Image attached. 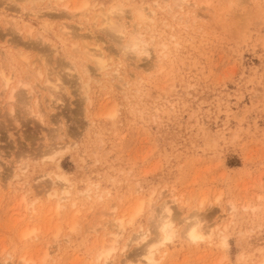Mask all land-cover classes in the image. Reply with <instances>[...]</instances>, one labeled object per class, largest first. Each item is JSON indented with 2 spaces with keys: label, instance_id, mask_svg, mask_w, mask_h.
<instances>
[{
  "label": "rangeland",
  "instance_id": "rangeland-1",
  "mask_svg": "<svg viewBox=\"0 0 264 264\" xmlns=\"http://www.w3.org/2000/svg\"><path fill=\"white\" fill-rule=\"evenodd\" d=\"M83 1L0 0L11 77L0 81V264H95L123 218L110 259L121 264L167 208L176 234L158 264L264 260V0H88L74 12ZM134 35L147 52L122 48ZM189 222L212 236L189 243Z\"/></svg>",
  "mask_w": 264,
  "mask_h": 264
},
{
  "label": "bare ground",
  "instance_id": "bare-ground-1",
  "mask_svg": "<svg viewBox=\"0 0 264 264\" xmlns=\"http://www.w3.org/2000/svg\"><path fill=\"white\" fill-rule=\"evenodd\" d=\"M6 1H8V0H6ZM25 1H31V2H34L35 0H25ZM174 1H176L177 2V4H176V6L178 7V8H180V7H182V4L186 1V0H174ZM4 2H5V0H4ZM9 5V4H8ZM88 5H89V1L88 0H84L83 2H82V4H81V6H79L78 8H74L73 9V11L75 12V11H79V10H81V9H87V7H88ZM64 8H66V6L64 7ZM70 11H72V10H70ZM33 12V11H32ZM36 12V11H35ZM38 13V12H37ZM30 14H31V12H30ZM32 14H34V12L32 13ZM29 15V14H28ZM102 15H104V14H101V17H102ZM136 17L135 18H137L138 17V19L140 20V21H142V20H144L143 18V13L139 10L137 13H136ZM34 16H36V14H34ZM40 16V15H39ZM49 16H51V15H49ZM36 17H38V16H36ZM100 17V18H101ZM107 17V18H106ZM197 17V16H196ZM102 18H105V21H104V19H103V21L105 22V23H103V22H101V23H103L104 24V26H108L109 28H116L117 29V27L116 26H114L115 25V23H113L114 21H112V20H109L110 18H108V16H106L105 15V17H102ZM192 18H193V16H192ZM191 18V19H192ZM194 19H195V17H194ZM1 20V19H0ZM3 20V19H2ZM100 20H102V19H100ZM4 21V20H3ZM6 22H7V20H6ZM5 22V23H6ZM8 23V22H7ZM10 23V22H9ZM8 23V24H9ZM12 23V22H11ZM117 23V22H116ZM13 24V23H12ZM10 25V24H9ZM137 25H139V24H137ZM106 26V27H107ZM14 27V26H13ZM25 27V26H24ZM27 28L29 27V26H26ZM31 27V26H30ZM30 27H29V29L28 30H31L30 29ZM15 28L16 27H14V31H15ZM23 28V27H22ZM27 28H26V30H27ZM109 28H107V29H109ZM136 28H137V26H136ZM121 29V28H120ZM118 30L117 32L118 33H121V30ZM26 31L25 33L27 34V36H29V33H30V31ZM104 31H105V29H104ZM108 31V30H107ZM29 32V33H28ZM106 32V31H105ZM17 33V32H16ZM17 34H19V31H18V33ZM110 35V34H109ZM112 36V35H111ZM137 36L138 35H134V36H130L128 39H126V41L122 44V48L123 49H130V51H132V52H134V53H136V54H139V53H144V52H147V50H145V49H143V48H139L140 46H141V41L137 38ZM35 37V36H34ZM112 38H114V36H112ZM111 38V39H112ZM15 39V38H14ZM115 39V38H114ZM12 40V39H11ZM35 40V39H34ZM38 40H39V42L37 41V40H35L36 41V43H40L41 41V39H39L38 38ZM7 40H5V43L7 44H10L8 41L6 42ZM10 41V40H9ZM116 41H117V39H116ZM14 42V41H13ZM23 43V42H22ZM24 43H26V42H24ZM36 43H35V45H33V46H36ZM117 43L119 44V41H117ZM5 44V45H6ZM28 44V43H27ZM19 45V44H18ZM12 46H13V44H12ZM11 46V47H12ZM17 46V45H16ZM20 46H22V45H20ZM29 46V45H28ZM10 47V48H11ZM24 47V46H23ZM22 47V48H23ZM25 47H27L26 45H25ZM31 47V46H30ZM31 48H33V47H31ZM12 49V48H11ZM25 49V48H24ZM17 50V49H16ZM2 51V50H1ZM12 51V50H11ZM18 51V50H17ZM3 52V51H2ZM19 52V51H18ZM20 52H21V50H20ZM10 54V53H9ZM23 55V54H22ZM1 57V56H0ZM6 57V56H5ZM2 59L4 58V56L3 57H1ZM0 58V59H1ZM7 58H8V56H7ZM25 59V58H24ZM27 60V59H26ZM4 61V60H3ZM36 61V60H35ZM33 62V61H32ZM31 62V63H32ZM95 64L98 66V68H100V69H104V64H105V61L104 60H102L101 58H99V56L96 58V60H95ZM21 64V63H20ZM26 64V63H25ZM28 64V63H27ZM39 65V64H38ZM27 67H29V66H27ZM26 67V68H27ZM37 69V68H36ZM31 70H32V68H31ZM38 71V70H37ZM17 72V71H16ZM11 73V72H10ZM29 74H31V73H29ZM28 74V75H29ZM9 76V75H8ZM8 76L6 77V76H4V73L2 72V71H0V81L2 80V82H3V85L2 86H5L4 88H6V86H8V84H9V82H10V80H11V77L10 78H8ZM20 80V79H19ZM1 82V83H2ZM27 82H29V81H27ZM17 83H20V81L18 82V80H17ZM22 83H25V82H23L22 80H21V84ZM21 84H19V85H21ZM25 84H27V83H25ZM10 85V84H9ZM28 85V84H27ZM26 85V86H27ZM21 86H23V85H21ZM25 86V85H24ZM30 86V85H29ZM87 84H84V87L82 86V88H84V89H82L83 90V93H84V95H86V91H87ZM11 88V86L8 88V89H10ZM14 88H15V86H14ZM26 88H28V90H31V89H29V87H24V89H26ZM30 88H31V86H30ZM19 89V88H18ZM10 90H12V89H10ZM10 90H9V92H8V97H9V100H12V101H15V100H13V98H16L15 97V94H14V96H12V94L15 92V90H14V92L12 93H10ZM25 92V91H24ZM29 92H35V91H28V93ZM17 93V92H16ZM20 92L18 91V96L20 95L19 94ZM36 93V92H35ZM34 93V94H35ZM24 94V93H23ZM29 95V94H28ZM27 95V96H28ZM30 97V96H29ZM28 97V98H29ZM84 99L85 100H87L86 99V96L84 97ZM83 99V100H84ZM25 99H23V97H21V99H20V102L22 101H24ZM33 101H34V103L37 105L38 103H36V101H35V99H32ZM7 103H8V101H7ZM16 103V102H15ZM25 103H28V102H25ZM33 104V103H32ZM35 104H34V106H35ZM27 105V104H26ZM25 105V106H26ZM12 106V105H11ZM24 106V105H23ZM29 106V108H30V105H28ZM33 106V105H32ZM24 108V107H23ZM26 108V107H25ZM29 110V109H28ZM27 111V110H26ZM41 111L37 108V107H32V110H30L29 111V114L31 115V114H33L32 116H34V117H36L38 120H40V121H42V119H43V115L40 113ZM109 116L111 117V118H113L114 117V114H109ZM52 151H54V149H51ZM46 154V153H45ZM48 154H51V153H48ZM47 154V156L48 157H50V159H53L54 158V154H52V156H49ZM43 157L44 158H46V155H43ZM59 181H64V179L63 178H57ZM141 189V188H140ZM62 194H64L63 192H62ZM65 195V194H64ZM51 197H54V198H56V201L57 202H59V201H62V200H66L67 198L66 197H59V195H57L55 192L52 194V195H50ZM66 198V199H65ZM173 198H175V197H173ZM177 199V198H176ZM175 199V200H176ZM174 201V200H173ZM150 202H151V198H149L148 200H147V206H150L151 204H150ZM174 203H176V201H174ZM58 204V203H57ZM232 209V208H231ZM143 210H144V202L143 201H140L137 205H136V207L133 209V211L131 212V214L128 216L129 218L127 219V221H126V223H131V222H133L134 221V219L135 218H137L138 216H140L141 214H142V212H143ZM220 219V218H219ZM218 220V219H217ZM221 220V219H220ZM156 221V220H155ZM213 222V221H212ZM211 222V223H212ZM218 222H219V220H218ZM156 223V225H155V230L157 231L156 232V234H155V236L152 238V239H150V240H148L147 239V241H146V238L148 237V234H147V231H144V230H138L137 231V233L135 234V236L133 237V240H134V242H144V244H143V246H142V250H141V254H139L138 256H136V257H132V258H130L129 256H125L124 257V259L122 260V262H121V264H158L159 263V259H160V256L161 255H163V252L162 251H159L160 250V248H162V247H164L167 243H169V242H171L172 241V239L175 237V234H176V229H175V227H174V225H173V221H172V219H171V216H170V209L169 208H167L166 210H165V216L164 217H162L160 220H157V222H155ZM154 223V224H155ZM216 223H217V221H216ZM124 222H123V218H121V219H118V224L116 225V227H115V233H113V234H111V235H113V239H111V241H110V243H109V245H106V246H104L103 244L102 245H100L95 251H96V254H95V252H94V256H95V258H93V261H94V263L95 264H111V262H110V259H111V256H112V254L114 253V251H115V243H116V238L119 236V234H121V232L123 231V228H124ZM213 225V224H212ZM215 225V224H214ZM215 227H217V226H215ZM219 227V226H218ZM217 227V228H218ZM211 225H210V227L208 226V227H204V228H201L200 227V225H199V223H197V222H189V223H187V224H185V226L182 228V230H181V236L183 237V238H185V240H187L189 243H192V244H198L199 242H201V241H203L204 239H205V237L207 238V237H211L212 235V231H213V229L211 228ZM71 229H73V228H71ZM215 230H216V228H214ZM37 230V229H36ZM211 230V231H210ZM215 230H214V232H215ZM95 231V230H94ZM59 230L57 229L56 231H55V233H54V242L57 244L58 243V240H56L57 239V237H58V235H59ZM211 232V234H209ZM220 232V231H219ZM33 233H35V230L34 229H31V230H29V231H25L21 236L23 237V238H28L31 234H33ZM222 239H224V238H222ZM49 246V245H48ZM48 246H45V248L46 247H48ZM57 247V246H56ZM43 249H44V247H43ZM57 249V248H56ZM48 250H49V247L48 248H46L45 250H44V253H43V255H44V257H46V256H48L49 255V253H48ZM159 252V255L158 256H156V253L155 252ZM164 256V255H163ZM162 256V257H163ZM261 261V260H260ZM19 264H36L33 260H31L30 258H25V256L24 257H21V260H20V262H19ZM257 264H264V260H262L261 262H259V263H257Z\"/></svg>",
  "mask_w": 264,
  "mask_h": 264
}]
</instances>
